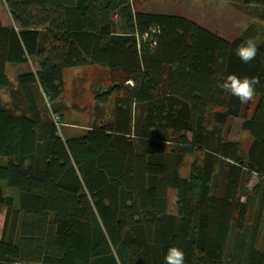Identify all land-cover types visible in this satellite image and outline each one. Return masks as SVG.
Returning <instances> with one entry per match:
<instances>
[{"label":"trees","instance_id":"1","mask_svg":"<svg viewBox=\"0 0 264 264\" xmlns=\"http://www.w3.org/2000/svg\"><path fill=\"white\" fill-rule=\"evenodd\" d=\"M212 1L264 9V0ZM2 2L12 26L0 24V264H164L171 246L185 264H264V238L241 201L252 175L264 181V42L245 64L241 40L132 0ZM32 63L8 79L7 65ZM89 66L108 72L112 84L94 98L114 96L113 113L63 139V73ZM228 74L260 78L243 117L246 153L222 136L244 105L217 87Z\"/></svg>","mask_w":264,"mask_h":264},{"label":"rangeland","instance_id":"2","mask_svg":"<svg viewBox=\"0 0 264 264\" xmlns=\"http://www.w3.org/2000/svg\"><path fill=\"white\" fill-rule=\"evenodd\" d=\"M136 10L156 15H172L184 17L198 26L215 33L220 38L231 42L241 40L243 43L248 38H255L257 45L264 42V23L260 15L264 9L259 6H246L223 1L212 0H132ZM11 23L2 0H0V24ZM23 69V68H22ZM35 69L34 64L24 66V70ZM15 69L8 70V79L14 83ZM64 92L59 103H62L63 123L58 125L59 135L66 139L77 137L85 133L89 128L106 123L111 117L114 109V96H108L106 102L97 101L95 93L104 94L112 80L105 69L89 66L80 69H68L63 73ZM2 101H7V94L0 91ZM254 101L244 104L241 115L238 118H230L222 128L224 140L237 143L243 153L250 147L252 139L250 135L242 130L243 117H250ZM194 163L192 157L185 159L180 169V176L187 178L191 165ZM5 165V160L0 157V166ZM258 190L253 193L254 187ZM5 196H16V191L5 188L1 183ZM243 191L248 199L250 213L248 224L250 227L256 225V233L259 239L264 238V181L259 182L256 175H252ZM169 213L175 214V193L169 191ZM4 211L0 210V231L4 220Z\"/></svg>","mask_w":264,"mask_h":264},{"label":"clouds","instance_id":"3","mask_svg":"<svg viewBox=\"0 0 264 264\" xmlns=\"http://www.w3.org/2000/svg\"><path fill=\"white\" fill-rule=\"evenodd\" d=\"M258 53V45L255 38H248L235 50V55L242 63L249 64L255 60ZM218 63L223 59L219 58ZM260 84L258 76L240 77L236 74H228L217 82V87L235 96L242 104H247L255 99L256 86ZM164 264H185V253L177 247L171 246L164 256Z\"/></svg>","mask_w":264,"mask_h":264},{"label":"crops","instance_id":"4","mask_svg":"<svg viewBox=\"0 0 264 264\" xmlns=\"http://www.w3.org/2000/svg\"><path fill=\"white\" fill-rule=\"evenodd\" d=\"M11 20V19H10ZM2 25V24H1ZM2 26H4V27H10V26H12V21H11V23L9 24V25H2ZM24 66H26V65H7L6 67H5V71H6V75H7V77L9 76V74H8V70L9 69H15V68H17V71L15 70V72H16V74L14 75V77H13V79H15V77H16V75L17 74H19V73H21V72H24V71H27V70H24ZM23 68V69H22ZM3 102H6V101H3Z\"/></svg>","mask_w":264,"mask_h":264}]
</instances>
